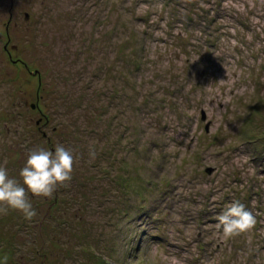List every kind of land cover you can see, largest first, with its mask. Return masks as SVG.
Masks as SVG:
<instances>
[{
  "label": "rangeland",
  "instance_id": "1",
  "mask_svg": "<svg viewBox=\"0 0 264 264\" xmlns=\"http://www.w3.org/2000/svg\"><path fill=\"white\" fill-rule=\"evenodd\" d=\"M57 144L72 180L0 214V261L264 264V0H0V166Z\"/></svg>",
  "mask_w": 264,
  "mask_h": 264
},
{
  "label": "clouds",
  "instance_id": "2",
  "mask_svg": "<svg viewBox=\"0 0 264 264\" xmlns=\"http://www.w3.org/2000/svg\"><path fill=\"white\" fill-rule=\"evenodd\" d=\"M75 163L73 151L57 144L54 152L44 147L32 149L18 178H10L6 168L0 166V214L14 211L31 221L37 212L29 195L51 198L58 188L67 187L72 180ZM217 219L225 239L249 232L256 224L253 214L239 202L229 204ZM0 264H7V257H3Z\"/></svg>",
  "mask_w": 264,
  "mask_h": 264
},
{
  "label": "water",
  "instance_id": "3",
  "mask_svg": "<svg viewBox=\"0 0 264 264\" xmlns=\"http://www.w3.org/2000/svg\"><path fill=\"white\" fill-rule=\"evenodd\" d=\"M208 172H212V169L211 168H208Z\"/></svg>",
  "mask_w": 264,
  "mask_h": 264
},
{
  "label": "trees",
  "instance_id": "4",
  "mask_svg": "<svg viewBox=\"0 0 264 264\" xmlns=\"http://www.w3.org/2000/svg\"><path fill=\"white\" fill-rule=\"evenodd\" d=\"M11 55V54H10ZM12 56V55H11ZM22 62H24L23 60H21ZM40 72V71H39Z\"/></svg>",
  "mask_w": 264,
  "mask_h": 264
}]
</instances>
